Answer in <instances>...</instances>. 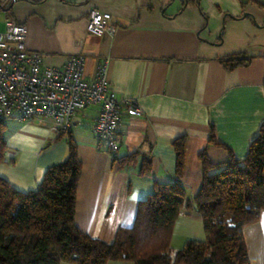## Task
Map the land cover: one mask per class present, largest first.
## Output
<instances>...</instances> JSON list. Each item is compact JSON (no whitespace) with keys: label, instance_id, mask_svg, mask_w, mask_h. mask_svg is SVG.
<instances>
[{"label":"crops","instance_id":"0c3cea01","mask_svg":"<svg viewBox=\"0 0 264 264\" xmlns=\"http://www.w3.org/2000/svg\"><path fill=\"white\" fill-rule=\"evenodd\" d=\"M255 1L242 7L239 0H0V32L7 19L24 25L25 47L42 56L44 67L61 68L81 55L89 80L105 66L115 97L134 99L142 112L122 115L117 158L130 160L122 167L91 132L96 106L76 113L75 125L59 137L48 124L5 122L0 177L19 191H34L74 144L81 162L74 224L112 243L119 228L132 226L155 182L177 179L173 142L181 140L179 180L194 198L203 175L199 156L213 164L229 154L245 159L264 123V0ZM93 9L111 15L113 34L86 32ZM239 54L248 65L228 69L225 60ZM145 160L151 168L140 175ZM172 229L173 252L204 238L194 209H182ZM243 237L250 264H264V211Z\"/></svg>","mask_w":264,"mask_h":264},{"label":"trees","instance_id":"16d2710c","mask_svg":"<svg viewBox=\"0 0 264 264\" xmlns=\"http://www.w3.org/2000/svg\"><path fill=\"white\" fill-rule=\"evenodd\" d=\"M239 2L242 7L259 5L255 0ZM243 56H230L226 67L248 65L250 59ZM5 131L6 123L0 121V163L8 150ZM208 140L215 143L212 135ZM68 146L67 158L50 166L34 191H19L0 177V264H250L243 230L264 211V123L245 159L229 154L226 162L213 164L205 154L199 156L203 175L192 199L179 180L183 142H173L177 179L155 182L153 191L139 202L132 226L119 228L112 243L92 238L74 224L81 162L74 144ZM115 160L119 167L130 161ZM150 168L145 160L140 175ZM182 209L197 211L204 238L187 240L173 252L172 228Z\"/></svg>","mask_w":264,"mask_h":264},{"label":"built area","instance_id":"2783aa9c","mask_svg":"<svg viewBox=\"0 0 264 264\" xmlns=\"http://www.w3.org/2000/svg\"><path fill=\"white\" fill-rule=\"evenodd\" d=\"M86 32L94 37L113 34L111 15L91 10ZM0 32V121H32L64 132L75 125L74 116L90 106L98 111L91 132L107 151L117 157V130L123 113L142 114L134 99H117L106 77L105 66L89 80L84 77L83 56L70 57L63 67H44L39 53L25 47L26 28L7 19Z\"/></svg>","mask_w":264,"mask_h":264},{"label":"rangeland","instance_id":"374dc122","mask_svg":"<svg viewBox=\"0 0 264 264\" xmlns=\"http://www.w3.org/2000/svg\"><path fill=\"white\" fill-rule=\"evenodd\" d=\"M259 9V8H258ZM262 12H264V9H262V7L260 8V13H262ZM244 13H246V12H244ZM243 14V13H242ZM258 15H259V13H258ZM7 123V122H6ZM7 125H10V123H8Z\"/></svg>","mask_w":264,"mask_h":264},{"label":"water","instance_id":"95a60500","mask_svg":"<svg viewBox=\"0 0 264 264\" xmlns=\"http://www.w3.org/2000/svg\"><path fill=\"white\" fill-rule=\"evenodd\" d=\"M245 16H248V13H243V17H245ZM254 23H255V21H254Z\"/></svg>","mask_w":264,"mask_h":264}]
</instances>
